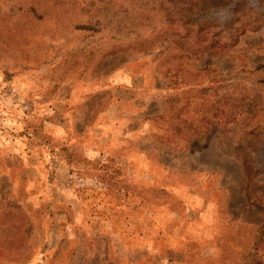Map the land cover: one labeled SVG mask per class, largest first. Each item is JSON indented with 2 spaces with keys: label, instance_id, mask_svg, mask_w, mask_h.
Returning a JSON list of instances; mask_svg holds the SVG:
<instances>
[{
  "label": "rangeland",
  "instance_id": "374dc122",
  "mask_svg": "<svg viewBox=\"0 0 264 264\" xmlns=\"http://www.w3.org/2000/svg\"><path fill=\"white\" fill-rule=\"evenodd\" d=\"M0 264H264V0H0Z\"/></svg>",
  "mask_w": 264,
  "mask_h": 264
},
{
  "label": "trees",
  "instance_id": "16d2710c",
  "mask_svg": "<svg viewBox=\"0 0 264 264\" xmlns=\"http://www.w3.org/2000/svg\"><path fill=\"white\" fill-rule=\"evenodd\" d=\"M208 124V123H207Z\"/></svg>",
  "mask_w": 264,
  "mask_h": 264
}]
</instances>
